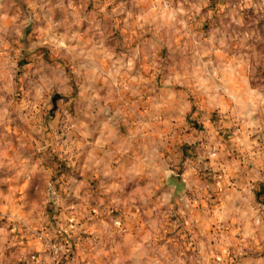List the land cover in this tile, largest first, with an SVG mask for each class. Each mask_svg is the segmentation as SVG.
Instances as JSON below:
<instances>
[{
	"label": "rangeland",
	"instance_id": "1",
	"mask_svg": "<svg viewBox=\"0 0 264 264\" xmlns=\"http://www.w3.org/2000/svg\"><path fill=\"white\" fill-rule=\"evenodd\" d=\"M117 55L136 114L157 85L167 123L125 119ZM204 79L264 106V0H0V264H263L218 209L214 135L169 90L201 106Z\"/></svg>",
	"mask_w": 264,
	"mask_h": 264
},
{
	"label": "crops",
	"instance_id": "2",
	"mask_svg": "<svg viewBox=\"0 0 264 264\" xmlns=\"http://www.w3.org/2000/svg\"><path fill=\"white\" fill-rule=\"evenodd\" d=\"M108 63H110V68L107 69V76L112 78L116 75L121 76L119 89L124 94L121 100L126 102L123 105L132 107L135 113H128L125 118L127 121L136 118L137 115V118L142 116L141 119L146 118L149 124L157 125L158 123H167L172 118L173 115L168 113L169 109L164 112H158L155 109L159 102V92L164 91V88L157 85L150 96L152 111L144 115L143 109L141 110L139 107V113L136 114L137 106L142 107L144 104V96L141 94L144 87L135 85V80H139V76L137 79L129 61L126 60V63L121 65L120 55H117L116 59L114 58V62L109 60ZM219 68H212L213 74ZM150 73L148 70L145 75ZM204 81L209 82V79H204ZM128 83L129 87H127ZM218 87L222 88L221 91L217 89ZM107 90L110 91V87ZM169 90L174 93L175 97L180 98L182 103H185L181 111L188 114V118L192 117L195 121H201L206 128H210V133L214 135L216 141L212 139L211 152L213 150L218 152V157L227 169V175L216 182V185L221 187V189H215V191H219L217 194L220 203L218 209L225 210L226 207L235 209L230 211V218L231 221L234 219L239 223L234 226L229 225V228L237 237L241 234L249 237L245 239L246 248L256 252L257 257H260L264 264V144L262 143L264 142V106L260 101L261 98L245 84L239 86L237 90V87L230 83L221 87L218 83L211 84L209 82L204 83L200 89L204 101L199 106L191 101L190 94L182 87H174ZM147 92L150 93V90ZM184 93L187 94L185 100L182 97L184 95H181ZM236 122L241 123L239 125ZM234 128L238 131H235ZM203 132L197 134L198 138L200 136V140L204 137ZM131 136L132 132L119 134L122 139ZM174 139L179 142L178 145L175 146L172 141L169 149V152L172 151V153L165 154L166 160L173 166L177 164V161L181 163L183 159L187 158L188 160L189 155V150L185 145L189 142V138L182 135L178 139ZM203 175H209V178H212L211 173ZM244 219L247 224L243 222Z\"/></svg>",
	"mask_w": 264,
	"mask_h": 264
},
{
	"label": "built area",
	"instance_id": "3",
	"mask_svg": "<svg viewBox=\"0 0 264 264\" xmlns=\"http://www.w3.org/2000/svg\"><path fill=\"white\" fill-rule=\"evenodd\" d=\"M215 153H216V152L214 151V153H213L212 155H213V156L216 155Z\"/></svg>",
	"mask_w": 264,
	"mask_h": 264
}]
</instances>
